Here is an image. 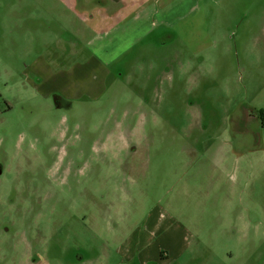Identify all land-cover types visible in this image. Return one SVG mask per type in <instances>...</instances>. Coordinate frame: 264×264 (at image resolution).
<instances>
[{
	"label": "rangeland",
	"instance_id": "1",
	"mask_svg": "<svg viewBox=\"0 0 264 264\" xmlns=\"http://www.w3.org/2000/svg\"><path fill=\"white\" fill-rule=\"evenodd\" d=\"M56 3L0 0V264H141L116 252L140 237L152 264H264V0H183L166 60L67 102L32 70L86 29Z\"/></svg>",
	"mask_w": 264,
	"mask_h": 264
},
{
	"label": "crops",
	"instance_id": "2",
	"mask_svg": "<svg viewBox=\"0 0 264 264\" xmlns=\"http://www.w3.org/2000/svg\"><path fill=\"white\" fill-rule=\"evenodd\" d=\"M55 1L58 10L72 14L79 22L84 23L86 29L80 32L81 38L75 41V46L70 45L74 41L68 44L60 40L65 44V50L55 49L53 53L49 52V57L53 59L39 57L33 63L32 70L37 76L34 84L63 91L59 96L64 102L78 99L79 91L92 92L93 98H100L106 86L103 85L102 76L107 74L109 77L113 74L112 68L120 65L121 60L127 66L137 64L146 55L148 47L157 45L161 47L162 57L166 60L165 49L178 39L184 42L180 34L184 23V16L182 13L180 15L184 9L183 0ZM48 7L49 10L55 8L54 5L50 7V4ZM172 14L176 16L172 17ZM188 46L194 45L188 43ZM48 49L51 50V46ZM72 52L77 60L62 63L61 60L72 57ZM172 55H176L177 65L181 67L182 53L175 51ZM177 244L178 241L173 242L175 251L179 249ZM144 247L146 246L141 237L130 238L116 252L124 257L125 263H132L137 253H140L141 264H152V252H145ZM105 258L108 261L110 256L91 258L81 255L77 261L79 264H109Z\"/></svg>",
	"mask_w": 264,
	"mask_h": 264
},
{
	"label": "flooded vegetation",
	"instance_id": "3",
	"mask_svg": "<svg viewBox=\"0 0 264 264\" xmlns=\"http://www.w3.org/2000/svg\"><path fill=\"white\" fill-rule=\"evenodd\" d=\"M257 121H260L263 128H264V115L258 114L257 116H254Z\"/></svg>",
	"mask_w": 264,
	"mask_h": 264
},
{
	"label": "trees",
	"instance_id": "4",
	"mask_svg": "<svg viewBox=\"0 0 264 264\" xmlns=\"http://www.w3.org/2000/svg\"><path fill=\"white\" fill-rule=\"evenodd\" d=\"M259 114H261V115H264V111H260V113Z\"/></svg>",
	"mask_w": 264,
	"mask_h": 264
}]
</instances>
